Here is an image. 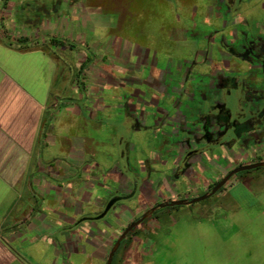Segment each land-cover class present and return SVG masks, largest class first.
Returning a JSON list of instances; mask_svg holds the SVG:
<instances>
[{"label":"rangeland","instance_id":"374dc122","mask_svg":"<svg viewBox=\"0 0 264 264\" xmlns=\"http://www.w3.org/2000/svg\"><path fill=\"white\" fill-rule=\"evenodd\" d=\"M186 1L62 0L55 3V0H6V9L0 11L5 21V35L0 31L2 37L13 40L27 37L31 48L46 51L52 58L51 72L45 71L49 59L42 54L17 55L15 60L8 58L11 64L7 68V75L24 90L35 91L39 88L37 97L40 100L43 97L41 90L48 84L46 78L52 79L50 101H54L53 110L58 107L56 111L61 112V115L51 123L53 126L46 136L49 141L46 139L47 147L45 151L43 149L42 155L44 159L54 156L71 162L70 168L59 167L56 172V182H60L55 184L56 200L51 203L52 197H48L44 202L48 208L54 205L49 211L54 241L58 239V229L62 227L58 219L75 223L83 217L94 216L101 212L113 191L130 192L129 180L117 173L122 172L121 164L118 165L117 160L112 158V152H116L120 144L132 148L129 153L132 168L137 169V160L147 157L151 159L154 170L160 172L162 169L160 176L170 174L168 170L163 171L164 167L159 168L156 160L162 157L170 162L175 155L170 146L171 139L161 135L165 129L152 126L149 113H160L158 109L169 114L181 112L176 106L178 95L174 92L175 82L172 79L175 52L170 53L165 43L168 27L173 22L179 23L177 13H191L195 23L196 35L192 42L188 39L184 42L185 46L180 44L183 48L178 50V54L182 56H191L202 42L201 36L211 33L213 28L218 33L213 34L212 39L218 40L222 36L229 41L232 37L229 31H235L240 37L245 33L249 38L255 36L264 40V0H236V3L229 5V12L221 22L222 27L219 24L216 29H204L202 22L205 16L194 13ZM194 1L200 3L206 0ZM165 5L174 6L170 8L174 9L169 15L170 19L161 16V8ZM151 14L156 15L154 20ZM234 15L235 19H239L237 24L222 25L223 22L231 21ZM187 23V19H182L183 26L186 27ZM179 26L177 24L172 27L174 30L169 33L170 39L184 38V33L177 30ZM51 38L59 42L51 45ZM210 48L214 53L215 43H211ZM169 54L172 58H168ZM153 58L159 63L154 70L150 66ZM169 63L170 73L162 76L172 88L156 96L147 85L149 75L154 77L156 70L163 71ZM82 64L85 68L80 72V80L77 82ZM145 97L154 99V105L145 107L144 103H135L137 98L145 101ZM133 106L131 115L127 114V108ZM133 117H141L149 128L133 129ZM203 156L212 160L210 166L220 167L216 180L236 166L235 160L221 167L227 156L220 148H213ZM242 178L243 181L241 179V182H237L240 179V174H237L224 185L223 191L189 206L168 208L167 212L159 215L160 219L149 218L136 229L138 232L140 229L167 230L169 235L165 242L170 251L165 257L168 261H173L174 255L179 253L180 256H176H182V264H264V167L251 170ZM150 179H156L155 172H152ZM189 182L191 180L184 177L179 178L175 184L167 180L162 184L163 188H156L157 194L153 192V184L142 185L140 192L133 195L134 198L121 200L103 222H82L81 228L75 231L79 239L72 236V233V237H69L72 240L69 250L75 246V253L66 252L64 246L48 249L39 242L29 252H21V248L17 250H20L23 258L43 259L44 262L48 259L52 264H105L111 247L122 231L151 207L165 200L192 199L191 195L200 197L201 191L198 190H207L212 185L196 182L188 186ZM24 186L30 189V177ZM187 189L191 191L190 196L184 194ZM228 191L235 201L228 200ZM60 192L70 194L73 209L70 219L59 214L67 212L62 207L64 203L58 198ZM42 194L45 195L46 190L40 189L39 195ZM209 205L220 207V214L227 215L221 234L208 221L203 223L198 220L199 217L204 219L205 208ZM37 207L32 214L36 215ZM109 221H113L114 226L106 225ZM96 226L103 230L93 232ZM86 232L87 247L80 248L83 244L80 238L85 237ZM136 241V236L130 240L131 248L126 251L123 264H137L139 254H146L135 244ZM22 246L26 247V244ZM99 253L103 259L101 263H97L98 260L93 256Z\"/></svg>","mask_w":264,"mask_h":264},{"label":"flooded vegetation","instance_id":"af4514ba","mask_svg":"<svg viewBox=\"0 0 264 264\" xmlns=\"http://www.w3.org/2000/svg\"><path fill=\"white\" fill-rule=\"evenodd\" d=\"M60 2L62 0H55V3ZM220 3L225 13L216 14L215 9L218 6L212 2L209 8L216 15L204 18L202 25L204 29L213 27L216 29L219 24V27H222L221 22L226 18V13L229 12V5L236 3V0H228L227 2L221 0ZM234 17L235 15L232 16L231 21L223 22L222 25L237 24L239 19ZM217 33L218 31L215 32L213 28L211 33L202 35L200 38L202 42L194 53L191 56L184 54L185 58L180 59L178 50L183 48L180 44L185 40V33L183 39H173L176 47L171 53L175 52L177 57L173 56L175 65L172 79L175 82L174 92L178 95L176 106L178 105L181 112L174 111L169 114L158 109L160 113H149V120L151 119L153 122L152 126L155 129H165L161 135L171 139L170 146L175 155L172 156L169 163L162 157H157L156 160L159 168L164 167L163 171L168 170L170 174L165 177L160 176L162 169L160 172L154 170L151 159L147 157L137 160V169L132 168L129 162V153L132 148L130 145L122 146L120 144L116 152H112L115 154L112 158L117 160L118 165L121 164L122 172L118 171L117 173L129 180L131 190L129 193H125L123 190L113 191L105 201L101 212L94 216L81 218L83 222L100 221L105 218L121 200L134 198L133 195L136 196L140 192L142 185L153 184V192L157 194L156 188H163L162 184L167 180L175 184L179 178L184 177L186 180H191L188 186L196 182L212 183L209 189L198 190L201 191L200 196H202L208 194L232 170L240 166L264 162V40L257 39L255 36L249 38L245 33L241 34L240 37L235 31H229L232 35L229 41L222 36L218 40L212 39L213 34L217 35ZM195 35L196 33H191V38L193 39ZM211 43L216 45L214 53L210 51L212 49L210 48ZM168 58H172V55L169 54ZM158 65V61L153 58L150 66L154 70ZM170 66L169 63L167 67L162 69L163 71L156 70L155 78L149 75L147 85L156 93V96L164 94L166 90L172 88L162 76L170 73L168 71ZM156 75L158 76L156 77ZM141 97L144 95L142 94ZM135 103L138 105L144 103L145 107H151L155 101L151 97H145V101L137 98ZM133 109L134 106L133 108L128 107L127 114L131 115ZM132 128L139 130L149 127L145 126L141 117H133ZM213 148L222 149L227 156L224 165L221 167H226L227 163L236 160V166L227 170L219 180H216V173L220 167L217 165L210 166L212 160L203 156L204 153ZM238 161L240 163H237ZM206 168H210V170ZM152 172L156 174L155 180L150 179ZM237 174L232 175L227 182ZM137 179H142V181L139 182ZM175 179L176 181H174ZM190 193L191 191L187 189L184 194L190 196ZM191 197L193 198L181 200L190 201L199 196L191 195ZM112 200L116 201L110 206L103 218H98ZM171 201H176V199L165 200L153 207Z\"/></svg>","mask_w":264,"mask_h":264},{"label":"crops","instance_id":"0c3cea01","mask_svg":"<svg viewBox=\"0 0 264 264\" xmlns=\"http://www.w3.org/2000/svg\"><path fill=\"white\" fill-rule=\"evenodd\" d=\"M5 9L6 0H0V11ZM3 29H5V21L0 16V31L2 32ZM3 34L0 33V215L2 216L0 217V226L1 224L13 226L14 230L0 236V264H40V262L52 264L48 259L45 262L42 259V262L23 258L21 252L25 250L29 252V249L38 242L48 249L64 246V250L68 253L76 251L75 246L71 251L69 250L72 242L69 237L78 238L75 231L79 230L82 224L76 226L77 222L66 223L65 220L58 219L62 227L58 229V239L54 241L51 230L53 228L52 218L49 213L54 205L51 204L48 208V205L44 204L45 198L52 197L51 203L57 198L55 184L60 183L56 182V172L59 171V167L62 169L71 167L69 160H61L54 156L44 159L42 155L43 149L45 151L47 147L45 141L48 140V137L46 138V136L53 126L51 123L54 122L55 117L61 115V112L53 110L54 101H50L52 79L49 76H47L49 79L46 78L48 84L41 90L43 97L40 100L37 97L40 91H38V87L35 91L24 90L7 75L9 70L7 68L11 64L8 58L12 57L11 59L15 60L17 55L42 54L49 59L45 67L46 72L52 70L50 67L52 58L46 51L31 48L30 42L27 44V49H23L16 42L8 43L6 37H2ZM43 140L44 143H42ZM28 177H30V189L24 186L28 184ZM40 189L46 190V194L39 195ZM58 194V198L65 205L62 207L67 209V212L59 214L70 219L72 215V212L69 211L71 208L70 194L64 192ZM35 207H37L36 215L32 214ZM39 216L42 218L40 219ZM94 229L93 232H100L97 226ZM71 233L72 236H70ZM80 239L83 242L80 248H86L87 232L85 237ZM24 244L26 247L22 246ZM18 248L23 251L20 252L17 250ZM93 256L98 260L97 263L103 262L101 253L93 254Z\"/></svg>","mask_w":264,"mask_h":264},{"label":"trees","instance_id":"16d2710c","mask_svg":"<svg viewBox=\"0 0 264 264\" xmlns=\"http://www.w3.org/2000/svg\"><path fill=\"white\" fill-rule=\"evenodd\" d=\"M151 1H153V0H151ZM172 1H176V0H172ZM186 2L188 3V6H190V8L194 10V13H199V14L205 16V18L211 17V16L216 15V14L222 15V14L225 13L224 9L222 7V4L220 3L221 0H206V1H203V2H200V3L195 2L194 0H187ZM212 2L216 3V5L218 6L217 9H215L216 14L212 13L210 8H209ZM179 4H180V2H179ZM167 5H165L164 7L161 8V10H162L161 16L163 15V16H166L165 19H170V17H171V16H169V15H171L170 13L174 12V9H170V8H173L174 6L169 7ZM172 5H174V4L172 3ZM175 8H176V4H175ZM177 14L178 15H177L176 19L179 22L177 24L180 25L178 27L179 29H177V30H181L183 33H185L186 37H185V40L182 42V45L185 46L184 42H186L188 39L192 42L191 33L195 32V30H194V24L195 23H194V19H193L191 13H189L188 15H186L184 13H182V14L181 13H177ZM179 14H181V15H179ZM155 16H156L155 14L154 15L151 14V17H152L151 19L154 20ZM182 19H187L188 20V23H187L186 27L182 25ZM172 24L173 25L168 27V29H167L168 32H167V34L165 36L166 47L168 48L170 53L176 47L175 43L173 42V40L169 38L170 31L172 32V30H174L172 27H174V26L176 27V25H177L174 22ZM202 25H203V22H202ZM6 40H7L8 43L9 42H11V43H15L16 42V44L22 46L23 49H27L28 48L27 44L30 42V40L27 37H18L17 39H14V41L12 40V38L6 37ZM49 42H50L51 45H55L59 41L57 39L51 38L49 40ZM178 57H179V59L180 58H185L184 56H181V55H178ZM84 68H85V65L82 64L81 65V69L79 70L78 75H77V77H78L77 80H76L77 82H79V80H80L79 74ZM78 87H79V83H78ZM79 89H81V88H79ZM57 109H58V107H56L54 111H56ZM247 173H249V172H241V173H239L240 174V179H238L237 182H239L241 179L243 181L244 177L242 178V175H245ZM223 190H224V188L222 187L217 192H221ZM227 197H229L228 200L235 201L234 197H232V195H231V193L229 191L227 193ZM168 208L174 209L176 207H167V208H164V209H158L152 215L147 217L141 224H143V223L145 224V222L149 218H152V217H154L155 219H160L159 215L164 214L165 212H167ZM205 210L206 211H205L204 219L199 217L198 220H200L201 222L208 221V223H210V225L218 233L221 234L222 233L223 223L227 222V221H224V219H226L227 215L220 214L221 213L220 212V207H217V206H213L212 207L211 205H209V207L205 208ZM69 211L73 212L72 206H71ZM233 212H235L234 208H233ZM103 221H104V218L100 220V222H103ZM82 222H83V219L79 220L75 225L79 226L80 224H82ZM106 225L114 226L113 221L107 222ZM98 228H99L100 232L103 230V228H101V227H98ZM136 228L137 227H135L121 241L119 248L117 249L116 253L114 254V256L112 258L111 264H123L122 261L124 262V260H125L126 251L131 248L130 247V240L134 236L137 237V241H136L135 244L142 251H146V254H147V256H146L145 252L144 253H140L139 257H138V263L137 264H182L181 263V257L182 256L179 257V258L177 257V256H180L179 253H176L177 256L174 255L175 257L173 258V261H170V260L168 261L166 259V257H165V255L167 256L169 251H170L168 246H166V242H165L167 235H169V232L167 230L166 231H162L160 229H145V230L140 229V232H138ZM13 230H14L13 226H2V227H0V236H4V235L12 232ZM223 239H224V237H223ZM127 241H128V243H126ZM122 257H123V259H122Z\"/></svg>","mask_w":264,"mask_h":264},{"label":"water","instance_id":"95a60500","mask_svg":"<svg viewBox=\"0 0 264 264\" xmlns=\"http://www.w3.org/2000/svg\"><path fill=\"white\" fill-rule=\"evenodd\" d=\"M264 167V162H259V163H254V164H250V165H245V166H240L234 170H232L226 177H224L220 182H218L208 194L202 195L198 198H195L193 200L190 201H186V200H180V201H171V202H166L163 204H160L159 206L153 207L151 209H149L148 211H146L145 213H143L136 221L130 223L125 230L120 234V236L116 239V241L114 242L113 246L111 247L107 257H106V261L105 264H111L112 262V258L114 256V254L116 253L117 249L120 246L121 241L127 236V234L133 230L135 227L139 226L147 217H149L150 215H152L156 210L158 209H163L165 207H176V206H189L191 204L194 203H198L201 201L206 200L207 198L213 196L220 188H222L227 181L229 180V178L237 173L240 172H244V171H250V170H254L257 168H261ZM116 200H112L109 202V204L107 205V207L104 210V213L99 216L98 218H103L105 213L108 211V209L110 208V206L115 202Z\"/></svg>","mask_w":264,"mask_h":264}]
</instances>
